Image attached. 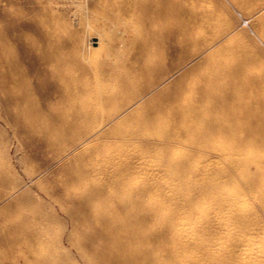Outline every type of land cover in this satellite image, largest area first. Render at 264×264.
<instances>
[{
  "label": "bare ground",
  "instance_id": "bare-ground-1",
  "mask_svg": "<svg viewBox=\"0 0 264 264\" xmlns=\"http://www.w3.org/2000/svg\"><path fill=\"white\" fill-rule=\"evenodd\" d=\"M105 1L115 9L104 7L96 16L100 30L95 33L90 32L95 30L91 21H84L83 38L79 34L82 12L89 17L101 0H24L17 5L15 0H0V122L25 128L54 125L65 143L50 160L57 162L56 167L41 171L50 174L45 186L39 185L44 175L38 179L30 173L12 176L7 173V164V170L0 172V200L17 193L5 207L20 220L0 228V239H10L7 251L16 252L12 264H249L239 251L247 253L246 245L253 236L215 244L209 243L211 234L201 237L195 243L207 245L205 252L211 261L204 263L198 257L185 261L182 256L191 242L184 237L185 227L176 230L173 225L185 207L203 203L202 195L213 197L220 211L229 209L236 219L250 216L242 207L246 199L257 197L264 208V97L241 93L249 82L239 75L238 68L224 66L209 75L222 83L232 82L229 87L198 86L191 83V68L182 71L181 62L168 71L157 70L158 80L142 83L136 92L120 93L108 79L122 68L125 40L137 33L139 24L152 27L155 20L174 22L175 29L151 32L152 39L171 47L173 41L190 39V23L199 16L188 0ZM36 8L39 18L33 14ZM64 30L71 32L70 37H61ZM134 36L142 38L138 33ZM93 42L97 46L91 54ZM175 72L180 73L176 82L164 85ZM34 73L38 74L36 87L31 84ZM45 86L52 93H40ZM186 92H194L195 96L188 98ZM49 96L57 103L37 104V100ZM204 98L221 111L220 116L201 107ZM114 100L118 102L115 106ZM142 108H150L152 113L139 116L137 112ZM168 113H174L175 121H187L202 145L217 142L218 153L225 160V165L200 167L192 178L181 181L184 187L198 190L200 196L182 195L171 180L149 186L132 182L122 190V177L110 180L116 188V194L111 196L101 183L90 181L97 173H120L115 157L99 146L122 139V134L130 141L142 137L144 144L140 148L144 150L163 143L158 156L164 162V176L170 178L172 173L189 168V159L176 161L171 156V145L178 136L168 126H162ZM74 127L87 130L76 137L71 131ZM144 127H152L155 138L149 139L152 133ZM220 178L227 179L234 191L220 189ZM3 185H9L5 192L1 191ZM75 190L79 192L75 194ZM156 194L163 197L161 205L174 206L171 213L157 211L158 205L147 201ZM22 205L34 213L32 218L21 212ZM188 213L193 216L192 211ZM154 218L162 223L147 222ZM197 220L202 232L210 230L218 219L203 216ZM60 222H64V230L56 231L55 225ZM132 245L138 248L134 256H129L126 249ZM21 246L26 249L22 262L17 253ZM252 253L250 257H258L264 264V250Z\"/></svg>",
  "mask_w": 264,
  "mask_h": 264
},
{
  "label": "rangeland",
  "instance_id": "rangeland-1",
  "mask_svg": "<svg viewBox=\"0 0 264 264\" xmlns=\"http://www.w3.org/2000/svg\"><path fill=\"white\" fill-rule=\"evenodd\" d=\"M23 1L15 0V5L18 4L17 2L21 4ZM188 3L192 7V10L194 12L196 11L199 16L197 21L194 20L190 23V39L186 42L183 40H180V42L173 41L171 47H169L164 41L152 39L151 32H166L175 29L177 25L174 22L155 20L152 27L139 24L136 27V31L138 34H141L142 38L138 39L134 36L137 33H131L129 35L130 37L125 40V47L123 49L125 54L122 56L120 63L122 64V68L117 74L111 75L108 82L119 90L120 93L122 91L125 93H134L140 88L142 83H150L151 81L158 80L160 76L157 75V70L164 68L168 71L176 63L181 62L184 66L182 71L191 68L189 74L193 85L222 84L221 87H229L233 84L232 82H229V84L222 83L219 78L209 76L212 71L229 66L233 69L238 68L239 75H243L249 82L241 89V93L244 96L259 99L264 97V0H188ZM107 6L110 9H115V6H112V4L101 0L99 5L91 9L89 17L87 13L82 12V24L79 29V34L83 38L86 35L84 21L90 20L94 26L95 30L91 29V33L100 30V24L95 21V18ZM33 14L35 18L40 17L37 8ZM60 35L63 38H67L70 37L71 32L64 30ZM174 44L178 46H174ZM96 46L93 42L91 54ZM142 68L143 71L140 72ZM177 72L173 73L164 85L174 84L180 74ZM37 75L34 73L31 78V84L33 86H35V82L37 81ZM39 92H47L50 94L52 90L45 86ZM186 94L188 98L195 96L194 92H186ZM55 103H57V99L52 96H49L47 99L40 98L37 100V104L39 105ZM117 104L118 102L116 100L112 102L113 106ZM201 107L214 116L221 115V111L212 105L209 98H204L201 101ZM0 110L2 109L0 108ZM151 113L152 110L150 108H142L137 112L139 116H147ZM175 120L174 113H168L162 120V126H168L178 136L176 141L171 145V156L176 161L189 159L192 163L189 168L172 173L170 178L164 176L162 174L164 162L158 156L164 144L159 142L157 148L151 149L152 147L149 146V149L144 150L140 148L144 144L142 137L134 138L130 141L126 140L122 134V139H112L108 143L105 142L99 146L102 150L111 153L115 157L116 165L120 168V173L114 175H108L105 172L97 173L90 177V181L94 184L101 183L108 189L110 195L112 194L111 196L116 194V188H113L110 184V180H113L114 177H122V190L127 189L132 182L139 181L149 186L154 182L163 183L171 180L176 182V188L182 195L187 197L200 196L198 190H190L184 187L181 181L192 178L196 169L200 167H220L225 165V160L218 153L217 142L212 140L208 145H202L199 143V137L192 132L193 128L188 125L187 121ZM56 127L54 125L43 124L34 128H25L0 122V172L7 170L5 167L7 164L9 167L7 173L12 176L16 174L17 176L21 175L25 177L26 174L30 173L34 179H38L40 178L39 175H44V180L40 181L39 185L45 186L46 183L44 184V182L49 179L50 174H41V171H44V169L49 171L51 167H56L57 162H54V164L50 160L54 159L60 147L65 145L58 137L56 133L58 128ZM85 129L87 130V128L74 127L71 131L78 137ZM144 129L152 133L149 135V139L155 138L156 135H153L155 134V130L152 127H144ZM222 139L223 137L221 136L219 140ZM30 142L31 145H29ZM87 145L89 146V142ZM29 146L32 147L29 148ZM120 150L121 153L119 154L118 151ZM46 161L48 164H45ZM7 187L9 185H3L1 191L3 190L2 192H5L8 189ZM218 187L227 193L234 191L232 184L225 178L219 179ZM78 192L75 190V194ZM16 197L17 193H13L7 199L0 200V228L8 227L14 221L20 220V218L17 219L15 214L5 207L7 205L6 203H9ZM162 198V196L156 194L148 198L147 201L151 204H157L159 207L157 211L171 213L174 210V206L169 204L161 205ZM202 198V204L185 207L186 211L175 217V222L177 221L178 223L176 222L177 224L173 226L176 230L185 227L184 237L187 241L191 242L182 259L186 261L187 258L198 257L202 262L209 263L211 259L205 252L207 245L200 242L195 243V240L199 241L201 237L203 238L210 234L212 235L210 236V244L236 241L238 236H253L246 245L248 249L247 253L244 254L245 256L240 254V251L239 255H241V258L248 259L249 264H260L258 257H250V255L254 254L252 253L253 251L264 250V208L262 207L261 200L257 197L246 199L242 207L245 211L249 212L250 216L246 220H241V218H234V214L229 209L220 211L217 206V201L210 195H202ZM3 205L4 207L2 208ZM28 208L27 205H22L21 212L32 218L34 213H30L32 211ZM190 211L193 212V216L191 217L188 213ZM203 216H208L213 219L217 218L219 221L214 222L210 230L201 232V224L197 218ZM160 220L158 218H154V220L147 219V222L158 225L162 223ZM63 224L64 222L56 224V231H63ZM180 239L174 241L179 243L181 242ZM9 242V238L4 237V239H0V264H12L15 261L16 252L13 253L9 249L7 251L8 246L5 247ZM137 248V245H132L126 249V253L129 256H134V251ZM18 250L22 252L20 254L17 251L19 254L18 260L22 262L26 254V249L24 246H21Z\"/></svg>",
  "mask_w": 264,
  "mask_h": 264
}]
</instances>
